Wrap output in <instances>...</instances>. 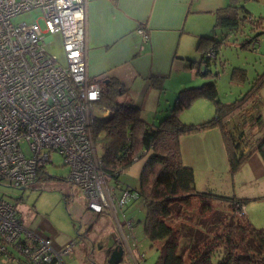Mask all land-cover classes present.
<instances>
[{
  "label": "built area",
  "instance_id": "2783aa9c",
  "mask_svg": "<svg viewBox=\"0 0 264 264\" xmlns=\"http://www.w3.org/2000/svg\"><path fill=\"white\" fill-rule=\"evenodd\" d=\"M85 5L86 0H0V180L27 186L57 152L92 216L109 211L115 217L113 201L122 207L138 192L123 188L112 195L117 183L108 186L94 151L90 127L101 83L86 73ZM32 9L39 11L43 29L36 21L11 22ZM53 33L60 34L63 63L44 49ZM71 244L55 248L0 199V257L13 264H65L62 255Z\"/></svg>",
  "mask_w": 264,
  "mask_h": 264
},
{
  "label": "crops",
  "instance_id": "0c3cea01",
  "mask_svg": "<svg viewBox=\"0 0 264 264\" xmlns=\"http://www.w3.org/2000/svg\"><path fill=\"white\" fill-rule=\"evenodd\" d=\"M226 3L227 0H86L85 55L88 78L98 82L117 81L123 87L121 94H126L131 103L134 101L133 105L142 111L141 118L144 121V112H148L150 123L147 125L154 128L156 116L165 114L176 91L195 79L196 74L187 70L191 67L188 66L189 56L186 54L188 46H193L194 41L203 36L209 37L214 29V11ZM240 4L246 10L247 18L258 19L259 24L264 26V0H243ZM220 27L224 28L225 34L231 33L225 26ZM240 28L238 26L236 31L240 32ZM245 32L251 35L248 28ZM263 37L264 32L255 42L260 45L264 42ZM177 51L181 53L180 57H176ZM153 76L161 79L152 82ZM171 78L173 81L169 84ZM169 86L172 92L175 90L171 96L164 92ZM252 101L243 114H236L227 122L228 129L231 128V134L238 143L237 153H248L234 173H228L216 129L185 135L182 159L192 169L193 175L195 166H201L197 178L202 179L196 185L195 175L194 189L246 198L242 213L252 226L260 228L264 227V145L261 146L263 150L257 146L264 136V84ZM254 114L258 119H255ZM206 119L203 117L201 121ZM77 210V218L82 219V208ZM91 218L92 214L88 212L87 221ZM19 222L34 228L41 237L50 239L55 248L73 241L70 252L62 256L65 264H84V261L89 260V255L78 248L74 253V247L85 241V237L80 239L79 236L82 232L86 235L91 229L89 223L84 227H75L72 222L60 226L49 216L31 210ZM92 237L95 242L97 236ZM91 248H94V244ZM98 257L104 261L102 253ZM0 264L13 263L0 257Z\"/></svg>",
  "mask_w": 264,
  "mask_h": 264
},
{
  "label": "trees",
  "instance_id": "16d2710c",
  "mask_svg": "<svg viewBox=\"0 0 264 264\" xmlns=\"http://www.w3.org/2000/svg\"><path fill=\"white\" fill-rule=\"evenodd\" d=\"M241 1L243 0H227L224 7L215 10L212 27L225 26L228 31L234 32L245 23L251 35L245 30L240 31L244 37L238 45L242 49H248L264 32V26L259 24L258 19L246 17ZM226 34L221 39H226ZM221 43L208 37L198 40L196 50L201 59L197 64H203V69L196 71V75L211 77L207 66L215 58L217 47ZM209 50L214 53L212 58L206 56ZM188 63L191 66L195 61L188 60ZM214 74L217 76V72ZM246 78L243 68L231 67L229 81L243 83ZM157 79L159 81L161 78L153 76L152 82ZM263 84L264 69L255 74L248 88L229 103H222L217 98L212 79L197 86L181 88L177 91L168 114L154 128H149L140 117L138 107L130 101L115 100L114 96L123 91L117 81L101 83L96 106L108 110V114L94 117L90 127L93 141L102 150L100 168L111 178H115L123 165L142 154V149L146 152L149 148L151 152L140 170L137 192L145 209L142 234L157 249L153 264H264V227L252 226L242 211L237 213L242 210L247 199L194 189L193 171L183 163L179 149L181 136L216 129L220 135L228 173H234L248 153H237L238 143L231 134V128L228 129L227 122L249 108L255 93ZM198 98L211 102L212 117L197 124L181 122L178 113ZM253 116L258 119L255 114ZM263 145L262 135L257 147L263 150ZM40 174L41 171L37 172L36 179ZM218 205L226 206L227 213ZM214 215L219 216L212 225L214 228L204 231L199 220L211 219ZM183 230L190 232L192 242L198 235L203 238L189 246L181 256L178 248Z\"/></svg>",
  "mask_w": 264,
  "mask_h": 264
},
{
  "label": "rangeland",
  "instance_id": "374dc122",
  "mask_svg": "<svg viewBox=\"0 0 264 264\" xmlns=\"http://www.w3.org/2000/svg\"><path fill=\"white\" fill-rule=\"evenodd\" d=\"M34 21H36L40 28L43 29L40 13L36 9L21 12L11 17L12 23H32ZM240 27L241 31H247L248 26L245 23ZM223 29L224 28L219 25L216 26L212 29L213 31L210 32L211 34L208 37H213L215 40L222 42L217 47L215 58L210 57L212 59L207 66L211 77L202 78L201 76L196 75L195 79L189 82L190 84L185 87L197 86L202 82L212 79L214 80L217 98L222 103H229L237 97L239 93H243L248 88L249 82L252 80L255 72L262 71L264 67V42L260 45L255 42V44L250 45L248 49H242L238 44L244 37L243 32L240 33L239 31H236L234 32L235 35L231 32L230 34H227L228 37L226 39H221V37L225 35ZM197 42V40L194 41L193 46H188V52L185 51L189 56L187 59L195 60V63H192L191 67L187 69L194 75L196 74V71H201L203 69V64H197L201 59L199 51L196 50ZM43 46L47 52L55 55L58 62L63 63L61 37L59 33H53L50 37L44 40ZM180 54L181 53L177 51L176 57H180ZM231 67L243 68L246 72V81L240 84L231 83L229 81ZM215 72H217V76H215ZM172 81L173 79L171 78V81H168L169 84H171ZM98 83L100 84L101 82L99 81ZM164 92L168 96H171L173 93L171 86H169L168 89L165 88ZM114 98L117 102L129 101L124 93L116 94ZM123 98H125V100ZM172 103L173 101H171L169 108H167V111L163 116H161V110L158 111L160 114L156 116L153 125L157 124L162 117L168 114ZM132 104H134V101ZM99 110L105 111L106 109L96 106V112H93L95 113L93 118L101 117V114H98L97 112ZM141 112L142 111L139 112L140 117L143 116V113ZM212 113L213 106L211 102L208 99L198 98L193 101L188 108L182 109L178 113V119L185 124H197L203 117L209 119L208 117H210ZM144 115L147 121L145 122L149 124L150 118L148 117V112L146 114L144 112ZM184 136L185 135L181 136L179 139L181 157ZM94 151L96 156L100 157L102 150L97 142H94ZM150 153L149 148H147L146 152L137 156L132 162L123 165L114 179L107 174L105 175V181L108 186H114L117 183L112 195L117 196L119 191L123 188L138 190L139 173ZM51 161V163L46 164L41 169L40 177L27 186L14 187L7 180H0V199L8 201L14 206L15 213L17 217H19V220L22 221L26 213L31 210L40 215L49 216L60 226H66L71 222L75 227L78 225H82L83 227L91 225V229L86 235L84 232L80 233L79 238L82 239L85 237V241L74 247V253L76 252V248H78L81 252L87 253L91 258H89L88 261H84V264H106L107 256L115 245H120L122 247L121 260L117 264H153L157 256V249L142 234V223L145 209L141 198L138 199L137 197L136 199L129 200L122 207H119L116 201H113L115 217L111 212L107 211L99 214L97 217L92 216V218L87 221V214L89 211L84 207V197L78 188L66 179L67 168L62 164L60 155L57 152H53L51 155ZM200 167V164H198L193 169L196 175V185L199 184L202 179V177L197 178V173H199L198 170H201ZM78 208H82L84 213L82 219L77 218V213H79L77 210ZM219 208H224L223 211H225V213L228 211L226 206L223 207L220 205ZM74 209L77 211H74ZM93 217L96 218L93 219ZM217 219H219V216L214 215L211 219L199 220V223H201L204 231L208 232L209 229L214 228L212 225L215 221L217 222ZM195 220H197V218H195ZM126 221L130 222L129 227L126 226ZM86 223L89 224L87 225ZM92 236H97L95 242ZM194 236L195 235H193V237ZM196 237L197 239L192 242L190 240V232L183 230L182 240L180 239L178 248L181 256L184 255L189 246L197 243L198 239L203 238L202 235ZM91 244H94V248H91ZM100 253H102L104 261L101 260L102 258L100 259L98 257ZM83 256L84 255H82V257Z\"/></svg>",
  "mask_w": 264,
  "mask_h": 264
},
{
  "label": "water",
  "instance_id": "95a60500",
  "mask_svg": "<svg viewBox=\"0 0 264 264\" xmlns=\"http://www.w3.org/2000/svg\"><path fill=\"white\" fill-rule=\"evenodd\" d=\"M107 80H102V84L106 83ZM122 247L115 245L109 252L106 260V264H117L121 260Z\"/></svg>",
  "mask_w": 264,
  "mask_h": 264
},
{
  "label": "flooded vegetation",
  "instance_id": "af4514ba",
  "mask_svg": "<svg viewBox=\"0 0 264 264\" xmlns=\"http://www.w3.org/2000/svg\"><path fill=\"white\" fill-rule=\"evenodd\" d=\"M80 237V236H79ZM71 243H73V241H71ZM72 245V244H71ZM70 248H71V246H70ZM70 252V250L68 251V252H66L65 254H68ZM65 254H63V255H65ZM62 255V256H63Z\"/></svg>",
  "mask_w": 264,
  "mask_h": 264
}]
</instances>
